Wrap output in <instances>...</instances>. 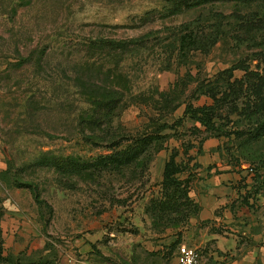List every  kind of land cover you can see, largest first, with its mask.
Here are the masks:
<instances>
[{
  "label": "rangeland",
  "instance_id": "obj_1",
  "mask_svg": "<svg viewBox=\"0 0 264 264\" xmlns=\"http://www.w3.org/2000/svg\"><path fill=\"white\" fill-rule=\"evenodd\" d=\"M180 1L0 0V264H175L186 223L176 229L152 205L183 191L163 186L170 156L186 161L211 135L249 171L248 207L264 228V135L249 136L251 90L233 92L264 70V0L174 15ZM102 40L117 47L94 50ZM108 92L121 102L92 130L83 122ZM189 105L217 129L183 118ZM153 133L136 162L104 165ZM59 160L83 172L65 174Z\"/></svg>",
  "mask_w": 264,
  "mask_h": 264
},
{
  "label": "crops",
  "instance_id": "obj_2",
  "mask_svg": "<svg viewBox=\"0 0 264 264\" xmlns=\"http://www.w3.org/2000/svg\"><path fill=\"white\" fill-rule=\"evenodd\" d=\"M218 139L191 148L189 159L178 163L184 168L177 177L188 183L199 210L177 233V242L198 248L203 264H264V228L248 207L254 197L249 171L223 159L212 142Z\"/></svg>",
  "mask_w": 264,
  "mask_h": 264
},
{
  "label": "trees",
  "instance_id": "obj_3",
  "mask_svg": "<svg viewBox=\"0 0 264 264\" xmlns=\"http://www.w3.org/2000/svg\"><path fill=\"white\" fill-rule=\"evenodd\" d=\"M231 1L233 0H181L178 5L174 8L172 13L174 15L181 14L185 10L193 9L196 7H202L207 5L208 3H226ZM16 14V10H14V12L12 13V17L14 18ZM145 22L146 19H143L141 25L139 26H142ZM113 28H135V26H115ZM115 42L116 41L112 40H102L101 42L92 45V48L96 51H102L104 48H115L117 47L116 45H114ZM135 42L136 40L119 41L118 44L119 46H122L134 44ZM235 83H237L238 88L234 89L233 92H235L234 94L237 99L242 96L243 91L251 90L252 92L254 100H247L246 103H243L244 105L242 110H244V112L248 111L251 117L256 118V121L253 125L254 129H250L249 136L254 139L259 138L261 135H264V119H262L260 122L257 119V117H264V107H262L261 99L262 97L260 98L261 92L262 90H264V70L262 71V74H257L256 83H254L253 85L246 86L245 89H243L244 83L241 80H237L234 82V84ZM111 93L112 92H108L109 95H105L104 101L95 103L97 105L94 113L88 120L84 121L83 124L87 125L92 130H99L102 129L106 123L109 122L111 114L121 102V99L119 98L114 99L115 95ZM186 116H189L191 119L198 123H201V125L204 126L205 130L202 133H210L217 129H215L214 123H211L212 118L210 119L205 117L203 108H193L189 105L185 109L183 118H186ZM178 124H180V121L174 123L173 125H168L164 123L163 125H161L160 129L174 130L176 127L180 126ZM159 138L160 137H158V135L155 133L144 135L143 137L136 139L131 148H127L121 152H117L108 156L107 160L104 161V165L107 164L116 169L125 168L139 160L142 155L149 150L150 146ZM209 138L220 137L216 135H211L202 139V142ZM175 158L176 155L172 154L167 163L165 164L163 172V186H181L183 188V191L182 193H179L176 197L172 196L170 198L162 199L158 203H156V205H152V213L155 214V217L166 220L167 223L170 222L172 226H174L175 228L177 227L176 229H178V226L181 222H185L186 225L188 224L190 218L198 213L199 207L189 196L188 183L186 181L179 180V178L177 177V175L183 171L184 167L178 164ZM57 165L60 167L62 172L69 175L79 174L80 172H83L82 169H84V167L78 165L77 163H72L68 160H59L57 162ZM4 260L5 258L0 250V262Z\"/></svg>",
  "mask_w": 264,
  "mask_h": 264
},
{
  "label": "built area",
  "instance_id": "obj_4",
  "mask_svg": "<svg viewBox=\"0 0 264 264\" xmlns=\"http://www.w3.org/2000/svg\"><path fill=\"white\" fill-rule=\"evenodd\" d=\"M175 264H203L200 250L193 246L179 244Z\"/></svg>",
  "mask_w": 264,
  "mask_h": 264
}]
</instances>
